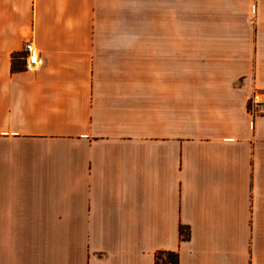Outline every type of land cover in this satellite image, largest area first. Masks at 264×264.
Wrapping results in <instances>:
<instances>
[{"label": "crops", "instance_id": "crops-1", "mask_svg": "<svg viewBox=\"0 0 264 264\" xmlns=\"http://www.w3.org/2000/svg\"><path fill=\"white\" fill-rule=\"evenodd\" d=\"M254 91L264 0H0V264H264Z\"/></svg>", "mask_w": 264, "mask_h": 264}, {"label": "built area", "instance_id": "built-area-1", "mask_svg": "<svg viewBox=\"0 0 264 264\" xmlns=\"http://www.w3.org/2000/svg\"><path fill=\"white\" fill-rule=\"evenodd\" d=\"M24 67L28 70L38 68L42 61L40 59V52L33 41H28L24 47ZM249 113L253 117L264 116V93L261 91H254L249 97Z\"/></svg>", "mask_w": 264, "mask_h": 264}, {"label": "trees", "instance_id": "trees-1", "mask_svg": "<svg viewBox=\"0 0 264 264\" xmlns=\"http://www.w3.org/2000/svg\"><path fill=\"white\" fill-rule=\"evenodd\" d=\"M181 236L185 240L189 237L187 229L181 226ZM156 264H179L177 251H160L156 256Z\"/></svg>", "mask_w": 264, "mask_h": 264}]
</instances>
